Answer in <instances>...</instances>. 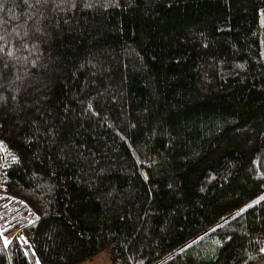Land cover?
Instances as JSON below:
<instances>
[{
  "label": "trees",
  "instance_id": "16d2710c",
  "mask_svg": "<svg viewBox=\"0 0 264 264\" xmlns=\"http://www.w3.org/2000/svg\"><path fill=\"white\" fill-rule=\"evenodd\" d=\"M0 37V264H264V0H0Z\"/></svg>",
  "mask_w": 264,
  "mask_h": 264
},
{
  "label": "rangeland",
  "instance_id": "374dc122",
  "mask_svg": "<svg viewBox=\"0 0 264 264\" xmlns=\"http://www.w3.org/2000/svg\"><path fill=\"white\" fill-rule=\"evenodd\" d=\"M78 264H108V257L106 252L103 250Z\"/></svg>",
  "mask_w": 264,
  "mask_h": 264
},
{
  "label": "snow or ice",
  "instance_id": "6c2138e0",
  "mask_svg": "<svg viewBox=\"0 0 264 264\" xmlns=\"http://www.w3.org/2000/svg\"><path fill=\"white\" fill-rule=\"evenodd\" d=\"M0 39H3V37H0ZM248 207H252V205H248ZM243 211V209L241 210ZM240 213H237V215H239ZM262 252H264V248L261 249Z\"/></svg>",
  "mask_w": 264,
  "mask_h": 264
}]
</instances>
